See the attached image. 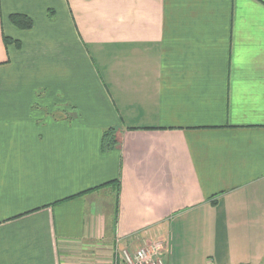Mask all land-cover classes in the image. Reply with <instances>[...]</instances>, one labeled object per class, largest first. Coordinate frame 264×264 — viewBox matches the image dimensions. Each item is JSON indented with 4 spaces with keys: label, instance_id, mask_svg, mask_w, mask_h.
<instances>
[{
    "label": "crops",
    "instance_id": "crops-1",
    "mask_svg": "<svg viewBox=\"0 0 264 264\" xmlns=\"http://www.w3.org/2000/svg\"><path fill=\"white\" fill-rule=\"evenodd\" d=\"M157 241L264 264V0H0V264Z\"/></svg>",
    "mask_w": 264,
    "mask_h": 264
},
{
    "label": "built area",
    "instance_id": "built-area-1",
    "mask_svg": "<svg viewBox=\"0 0 264 264\" xmlns=\"http://www.w3.org/2000/svg\"><path fill=\"white\" fill-rule=\"evenodd\" d=\"M165 245L163 241H157L137 248L134 252L124 249L118 255L116 264H164L163 253Z\"/></svg>",
    "mask_w": 264,
    "mask_h": 264
},
{
    "label": "trees",
    "instance_id": "trees-1",
    "mask_svg": "<svg viewBox=\"0 0 264 264\" xmlns=\"http://www.w3.org/2000/svg\"><path fill=\"white\" fill-rule=\"evenodd\" d=\"M10 19L13 24L18 26L22 29H29L33 25V21L31 17H29L26 14H20V13H14L10 16ZM8 37H6V41H8ZM115 128H109L107 129L103 134V148L104 150L112 148L116 145L115 140Z\"/></svg>",
    "mask_w": 264,
    "mask_h": 264
},
{
    "label": "rangeland",
    "instance_id": "rangeland-1",
    "mask_svg": "<svg viewBox=\"0 0 264 264\" xmlns=\"http://www.w3.org/2000/svg\"><path fill=\"white\" fill-rule=\"evenodd\" d=\"M124 250V249H123ZM128 250V249H127Z\"/></svg>",
    "mask_w": 264,
    "mask_h": 264
}]
</instances>
